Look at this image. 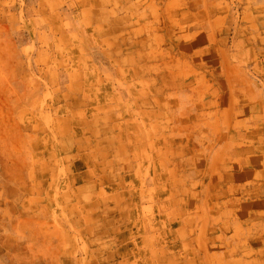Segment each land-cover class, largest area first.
I'll return each instance as SVG.
<instances>
[{
	"label": "rangeland",
	"instance_id": "374dc122",
	"mask_svg": "<svg viewBox=\"0 0 264 264\" xmlns=\"http://www.w3.org/2000/svg\"><path fill=\"white\" fill-rule=\"evenodd\" d=\"M227 98L264 128V0H0V264L215 263L170 163Z\"/></svg>",
	"mask_w": 264,
	"mask_h": 264
},
{
	"label": "crops",
	"instance_id": "0c3cea01",
	"mask_svg": "<svg viewBox=\"0 0 264 264\" xmlns=\"http://www.w3.org/2000/svg\"><path fill=\"white\" fill-rule=\"evenodd\" d=\"M220 103L217 102L216 115L218 121L220 113L227 115L226 128L219 126L215 134L186 129L189 138L200 137V147L194 148L190 139V143L186 140L184 145L175 147L170 178L184 180L185 189L184 206L176 210L188 218H201L205 233L202 242L206 241V247L219 249L211 264H264V128H238L242 121L248 125L252 115L246 112L241 117L240 109L231 106L236 103L230 98L223 101L222 109ZM202 106L190 110L194 111L195 121L203 122L206 110ZM193 184L195 191L191 190ZM189 230L184 225L179 232L188 234ZM207 231L215 234L209 236ZM198 258L207 264L203 253L195 259L159 256L151 258V263L198 264Z\"/></svg>",
	"mask_w": 264,
	"mask_h": 264
}]
</instances>
